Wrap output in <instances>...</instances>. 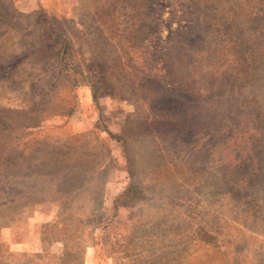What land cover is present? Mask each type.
Returning a JSON list of instances; mask_svg holds the SVG:
<instances>
[{"label":"rangeland","instance_id":"rangeland-1","mask_svg":"<svg viewBox=\"0 0 264 264\" xmlns=\"http://www.w3.org/2000/svg\"><path fill=\"white\" fill-rule=\"evenodd\" d=\"M0 264H264V0H0Z\"/></svg>","mask_w":264,"mask_h":264}]
</instances>
